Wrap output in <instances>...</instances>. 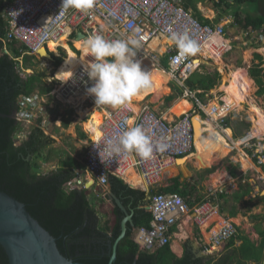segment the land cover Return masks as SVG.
<instances>
[{
	"label": "built area",
	"instance_id": "1",
	"mask_svg": "<svg viewBox=\"0 0 264 264\" xmlns=\"http://www.w3.org/2000/svg\"><path fill=\"white\" fill-rule=\"evenodd\" d=\"M61 3L62 0L9 1L3 13L8 22V32L3 40L5 46L6 43L16 40L28 48V54L38 56V52L43 48L48 53H55L49 46L52 42L57 43L63 36L68 37L69 46H75L74 38L78 32L84 35L85 40L96 35H101L107 40L134 35L140 40L135 59L140 63L151 61L157 68L167 72L171 76V82L184 89L183 97L193 100V107L186 114L172 116L170 119L152 109L147 103L141 104L139 112H135L128 104L106 110L105 105L97 106L95 98L87 93L93 82L88 79L85 68L80 67L66 82L53 78L59 84V90L54 93H36L19 99V110L15 118L21 125V130L17 139L20 140L30 133L32 128L25 133L29 126L40 127L46 135H50L52 122L49 114L55 106L51 104L48 107L46 99L49 97L54 96L55 100L63 104L73 98L75 102L79 100L85 109H97L103 113L106 111L99 127L101 137L98 140L90 138L85 152L86 174L92 181L91 190L98 197L103 196V189H108L112 176L125 180L131 170L141 178V185L146 191H155L149 208L153 217L151 227L138 228L134 233V241L140 251L153 253L171 244L174 236L172 229L188 218L196 227L204 228L205 234L209 236V239L202 238L206 252L214 254L223 251L228 243L240 234V226L225 220L217 230L219 223L215 218L220 216L219 195H229L237 188V184H247V177L233 178L226 171L224 176L229 179L224 180L226 184L220 182L210 187L209 197L194 207H190L181 195L160 193L158 189L171 166L177 164L179 159H188L195 155L197 138L194 119L206 115L217 125V129L223 132L225 120L236 110L224 99L217 105H208L211 107L208 114V106L197 96L201 91H192L186 86L188 79L207 64L198 59L197 53L202 47L209 46L211 52L225 64V55L234 53L237 50L235 43H238L242 45L241 48L256 49L255 52L264 57V31L250 27L243 30L239 38H230L227 36L225 24L201 21L182 5L181 0H95L93 8L88 12L77 8L65 10L61 8ZM173 33H186L195 41L196 51L189 54L181 52L170 39ZM161 38L171 41L164 52H160L161 46L156 49L151 47L155 39ZM61 48L63 47L59 46L58 50ZM5 53H8L7 47ZM162 58H167V68L161 66ZM209 66L214 67L216 64ZM262 67L264 68V65ZM248 70L250 71L249 68ZM254 88L253 96L256 97L258 86L255 81ZM256 102L260 105L257 100ZM215 116L217 119H214ZM136 126L141 127L150 139L153 146L151 157L142 158L134 151L110 156L107 151L108 143H118L124 131ZM86 131L93 134L91 130ZM252 131L253 129L246 131L240 138L246 140L241 146V151L244 158L253 166H257L256 179L264 186V171L260 168L264 165V135L251 137ZM225 136L231 144L236 141L233 135L231 138ZM161 145L164 146L163 150ZM78 182L84 185L82 178Z\"/></svg>",
	"mask_w": 264,
	"mask_h": 264
},
{
	"label": "trees",
	"instance_id": "2",
	"mask_svg": "<svg viewBox=\"0 0 264 264\" xmlns=\"http://www.w3.org/2000/svg\"><path fill=\"white\" fill-rule=\"evenodd\" d=\"M9 1L12 0H0V190L26 205L32 217L57 239L62 255L83 264H109L113 253L111 247L121 235L122 222L128 213L132 215V222L128 223L126 236L118 244L117 260L113 264H264L262 224L264 216L254 214L250 215V220L255 223V230L260 240L253 241L240 232L218 256L198 257L191 242L185 244V254L181 258L172 251L170 244L153 253L141 252L134 241V233L138 228L151 227L153 217L146 210V206L151 204L155 191L150 193L133 189L123 180L112 176L111 192L120 200L127 213L114 204L113 219L103 217L83 185L81 188H69V184L81 180V174L86 169L85 165L70 154L64 156L66 153L64 150L53 148L57 141L46 135L40 127H33L26 139L22 141L17 139L21 130V125L15 118L19 110V99L22 96H31L37 90L49 93L51 88L47 83L48 71L37 68L39 61L37 56L28 54V48L19 41L6 43V46L3 42L8 32V22L3 13ZM257 1L237 0V4L242 11L246 2L253 4ZM261 19L262 21L259 22L251 16H246V21L239 19L238 23L246 28L260 29L264 24V14ZM5 47L8 53H5ZM64 48L71 49L68 43ZM62 61V58H55L53 65L57 68ZM255 61L259 63L251 67L250 73L258 85L257 93L264 95L262 67L264 61L260 54H255ZM28 70H32L33 74H28ZM235 70L242 72V78L249 92L254 95V80L249 76L248 68L241 67ZM199 76L198 85L192 84L189 78L186 86L192 91H202L197 94L202 99L201 97L219 84L218 80L221 76L218 72L215 75L199 74ZM173 87L183 95L184 89L181 86L174 83ZM174 98L175 96L172 95L167 100L172 101ZM203 116L196 117V128ZM231 123V120L226 119L225 128H231L229 125ZM69 125L70 121L65 120L63 126L68 128ZM247 127L249 129L250 125ZM197 134L196 129L198 137ZM79 137L83 140L87 139L81 128ZM54 155L58 157L55 168L47 174H41L40 162L51 163ZM239 168V165L230 163L227 171L233 178H237ZM214 172L215 167L206 170V174ZM245 186L247 187L241 188L234 194V202L244 201V198L253 192L250 184ZM158 192L179 194L185 198L190 207L206 199V195L196 185L182 182L180 178L170 179L165 187L158 189ZM219 197L225 199L228 195L220 194ZM257 197L264 200L260 195ZM238 215L239 211L234 207L230 217L235 218ZM238 242L241 244L238 245ZM0 264H10L1 244Z\"/></svg>",
	"mask_w": 264,
	"mask_h": 264
},
{
	"label": "rangeland",
	"instance_id": "3",
	"mask_svg": "<svg viewBox=\"0 0 264 264\" xmlns=\"http://www.w3.org/2000/svg\"><path fill=\"white\" fill-rule=\"evenodd\" d=\"M250 11L257 13V14L258 13L264 14V4L261 2V0H259V1L252 4V6L250 7ZM224 13H226V11H224ZM243 17H245V16H243ZM243 28H245V27L241 26V27L236 28L232 24V25H230L229 28H227V29H230V31H228V34H229V36H230V34H233L234 36H237L239 38L240 32L242 30H245ZM62 47L64 48L65 45L64 46L62 45ZM235 47L238 48L239 50L237 49L234 53H230V54L225 55L224 72L230 73L231 70L235 72L236 71L235 69H239L241 67L248 68L250 61H251V64H250V70H251V67L254 65V64L252 65V60H253L255 54H257V53L260 54V53L259 52L256 53L255 51H253V50H256L254 48H252V50L250 49L251 54H252V58L250 60H248V62H246L245 61V53L247 51H249V49L241 48L236 44H235ZM71 49L73 51H75V53H76L75 55H77V56L79 55V52L76 49H74V47L72 45H71ZM77 49H79V48H77ZM64 51H65V48H64ZM64 51L59 49V55H57V56H62V59H64L66 57L67 50L65 52ZM39 60L40 61H38L37 68L38 69H46L48 71L47 72V76H48L47 79H48V83H49L48 86H50V88H51V93H54L56 90H59V88H58L59 84L53 80V78H56L55 72H53V69H54L53 65L47 59H39ZM263 60H264V58H263ZM167 65H168L167 58H162L161 59V66L165 67ZM209 65L210 64L207 63L203 68H201V71L194 73L190 77L192 84L198 85V81L200 80L199 74L215 75L217 72L221 74V78H220V80H218V83L220 84V86L215 88V89H212L209 93H207V95L201 97L202 98L201 100L203 101L205 106L214 104V102H216L218 104L220 100H224V97L226 95L225 91H222L223 73L219 68L220 66L216 65L214 67H211ZM27 73L33 74V71L28 70ZM239 73L242 75V72H239ZM50 80H52V82ZM173 84H174L173 81L170 83V85L165 84V87L168 88V91L166 92V94H162L161 97L158 96L157 98H156V91L158 90V86L156 84H151V87L147 91L143 92L144 96L142 97V99H144V97L149 93V95L143 100V102L144 103L147 102V104H149L152 107V109L158 110L160 113H163L165 116H168V117L172 116L170 111L173 108V106L176 105V103H178L181 99H185L183 97V95L179 94L178 89L173 87ZM258 90H259V88H258ZM172 95H174L175 98L172 101H168L167 98L172 96ZM253 97H255V96H253ZM187 100H189L193 104L192 99H187ZM255 100H257L258 103H260V105H262L261 103H263L262 107L264 106V95H259L257 93ZM244 102H245L244 99L240 100V103L244 105L243 110L239 111L237 108V110H234L233 115L228 117L229 118L228 120H231V122H232L231 124H229L231 129H229L228 132L225 131L226 135L229 138H231L232 134L234 133V139H239L242 136H244L246 131H249V130L251 131L253 129V126L257 127L256 123L260 119V115H255V116L259 117L258 119H255V116L252 117V115H250V113H249L250 107L247 104H244ZM228 104H232L233 107L236 108L233 102L228 103ZM175 117H179V116H175ZM252 119L254 120V122ZM214 125L217 128V125L215 123H214ZM247 125H250L249 129H248ZM33 127L34 126H29V128L27 129V131L25 133H27L28 130H30ZM76 128H77V122H75V123L73 122L72 125L65 130H60V127L58 126L57 122H53L51 124L49 134L51 136L56 137L57 144L55 147H56V149L64 150L66 152L64 154V156H66L67 154L68 155L70 154V155L76 157L81 163L84 164V156H85V152L87 150V147L90 143V139L88 138V140L86 139L83 141L80 140L78 137L79 135H78V131ZM82 130H83V128H82ZM230 130H232V131H230ZM198 132H200L199 136L201 138L203 136V138L200 139L202 142L201 144H204V148L207 151H205L206 152L205 153V155H206L205 156V163H204L205 166H204V164H202V167H201V168H206V169H202L204 171L202 173L198 172L200 175L198 173H197V175H199V177L205 176L206 175L205 170L215 167V173H220V176L222 179L221 182H223V184H226L225 181L229 180V179H228V177H225L224 174L227 171V168H228L230 163H234V164L240 163L241 159L239 156H240V154H242L241 146L245 143L246 140H243V139L237 140L235 143V145H236L235 146L234 144H231L228 141H226L227 139L225 137H223V134L221 133L223 138L219 137V140H220V143L223 142L225 145H222V147H217V144H216L217 142H214V136H212L214 134L213 129H211V130H200L199 129ZM215 133H217L218 135L220 134L218 131ZM27 135L20 140L22 141V140L26 139ZM216 138H218V137H216ZM211 153L213 155L210 156ZM207 155H209V157H207ZM192 158H193V162H194L195 158L193 156H192ZM206 161H209V162H206ZM57 162H58V157H56V155H54V160L51 163L40 162L39 169L41 170V174L49 173L51 170H53L55 168ZM181 165H183V164H181ZM171 169L172 170L169 172L171 175L168 174L167 177H164L163 181L161 182V186L167 185V182L171 178H174L178 175V169L177 170H174V168H171ZM194 169L197 171L196 168H194ZM197 175L195 172L194 178H196ZM186 176L188 177L190 175L186 174ZM82 180L84 181L85 185L88 184L89 183V176L85 173V175H83V177H82ZM257 183L259 185V188H258L259 193L262 194V192H264V186L260 185L261 182H259V181H257ZM214 184H218L217 178L214 179ZM81 186L82 185H80L79 182H74V183H72V185L69 186V188H77V187L81 188ZM88 195L91 196L90 198L92 199L94 206H96L98 208V211L100 212V214H102V216L109 217V218L113 219L112 210L114 208V204H113V201L109 200V197L98 198L93 193V190H88ZM232 196H234V195L228 196L229 198L226 199L222 205L220 204V208L225 207L227 212H229L230 208L232 206H234ZM220 201H222L221 198H219V203H220ZM256 201H257L256 204L252 203L251 201H249L248 203L245 202L243 204L239 202L240 203L239 206L238 205H236V206H237V208H239L238 210L240 211V213L243 214V216L245 214H249V212H251V214L257 212V214H259V215H264V200L259 199L257 197ZM239 220L241 222L240 218H239ZM242 224L244 225V223H242ZM243 225H242V227L244 228V230H246V229L249 231L252 230V227H246L245 228ZM254 226H253V228H254ZM174 241H179V239L174 237V238H172L171 243H174Z\"/></svg>",
	"mask_w": 264,
	"mask_h": 264
},
{
	"label": "crops",
	"instance_id": "4",
	"mask_svg": "<svg viewBox=\"0 0 264 264\" xmlns=\"http://www.w3.org/2000/svg\"><path fill=\"white\" fill-rule=\"evenodd\" d=\"M259 1V0H258ZM261 2L264 4V0H261ZM181 3H182V5L186 8V9H188L189 11H191L192 13H193V15L195 16V17H197V18H199L201 21H203V22H209V23H223V24H225L226 25V29L227 28H229L230 27V25H232L233 24V26L234 27H236V28H238V27H241V25H240V23H238V20L240 19L241 21H243V20H245L246 19V16H251V17H253L256 21H262V19H261V17L263 16V14L262 13H254V12H251L250 11V7L252 6V4L251 3H249V2H246V5L244 6V7H242L243 9H242V11H241V8H239V4H237V0H234V2H232V1H227V0H221V2L220 3H218V2H216L215 0H181ZM245 3V2H244ZM240 10V11H239ZM224 11H226V13H224ZM239 11V15H238V17H237V12ZM213 14H212V13ZM211 15V16H210ZM243 16H245V17H243ZM246 21V20H245ZM245 27V26H244ZM243 29H246V27L245 28H243ZM254 29H256L255 27H254ZM256 30H258V31H264V24H263V27H261L260 29H256ZM228 31H230V29H227V36L228 37H230V38H232V37H234V35L233 34H230V36H229V34H228ZM243 31V30H242ZM241 31V32H242ZM240 32V33H241ZM163 39L164 38H161V39H159L160 40V42H161V48H159V50H160V52H164L165 50L164 49H166V46L168 45V44H166V45H164V44H162L163 43ZM78 41V40H77ZM68 42H65L64 44H62L63 46L64 45H66ZM76 43V42H75ZM236 44V43H235ZM72 45V44H71ZM236 45H238V43L236 44ZM73 46V45H72ZM163 46H165L164 48H163ZM239 47H241L242 45L241 44H239L238 45ZM71 47V46H70ZM78 52H79V55L81 54V50L80 49H77L76 48V45L75 46H73ZM238 49V48H237ZM244 49H247V48H244ZM61 50H63L64 51V48H61ZM80 50V51H79ZM239 50V49H238ZM59 51V50H58ZM66 51V50H65ZM64 51V52H65ZM73 50H71V49H68L67 48V52L69 53V52H72ZM66 52V57L64 58V59H62L63 61L68 57V53ZM74 53H75V51H73ZM52 56H54V59L55 58H62V56H57V54H55V53H51V52H49ZM76 54V53H75ZM38 57V59H45V58H41V57H39V55L37 56ZM48 60V59H47ZM40 61V60H39ZM48 61H50V60H48ZM55 61V60H54ZM63 61H62V63H63ZM216 61H217V59L216 60H214V61H212L211 62V65L212 64H216L217 65V63H216ZM246 62H248V60H245ZM51 62V61H50ZM61 63V64H62ZM259 63V61L257 62V61H255V56H254V58H253V60H252V65L253 64H258ZM51 64L53 65V62H51ZM250 64H251V61L249 62V69H250ZM60 67V66H59ZM59 67H55L54 65H53V72H56L57 71V69L59 68ZM166 68L168 67V65L167 66H165ZM232 71V70H231ZM238 72V71H237ZM166 73V72H165ZM167 74V73H166ZM168 75V74H167ZM219 75L221 76V74L219 73ZM242 76V75H241ZM171 80L172 79H170V77L168 76V82L166 83V84H169L170 82H171ZM220 80V79H219ZM47 83H48V79H47ZM174 83V82H173ZM49 84V83H48ZM220 86V84L219 85H216L215 87H214V89L215 88H217V87H219ZM248 88V87H247ZM36 93H39L40 95H46V94H50L51 93V91L49 92V93H44L43 91H36L34 94H36ZM151 93V92H150ZM33 94V95H34ZM155 94V93H154ZM149 95V93L144 97V99L147 97ZM159 95H157L156 94V97H158ZM159 97H161V96H159ZM56 98L53 96L52 98L51 97H49L48 99H46V103H47V105H48V107H50V105L52 104H54L55 105V109H52L51 110V113L49 114V116H50V121L53 123V122H57V124H58V126L60 127V130H65V129H67V128H65L64 126H63V123H64V121L66 120V121H70V125H69V127L72 125V123L74 122H77V131H78V135H79V130L78 129H80L81 128V130H82V128H83V132L87 135V140H88V138L90 139V138H92L91 136H92V133L91 134H89L87 131H86V129H85V127H84V123H86L87 121H89L92 117H91V115H94V112H92V111H94L93 109H89V108H87V109H85V106L79 101V100H76L77 102H75V100L72 98V99H70L69 100V102L67 103V104H63V103H60V102H58L57 100H55ZM144 99H142V100H140V102L138 103V105H139V109H140V106H141V104H145L144 102H143V100ZM186 101L187 103H189V105L191 106V109H192V107H193V104L189 101V100H187L186 98L185 99H181V101ZM71 103V104H70ZM147 103V102H146ZM216 104V102H214V104H212V105H215ZM175 106V105H174ZM76 107V108H75ZM82 107V108H81ZM208 107H210V106H208ZM207 107V108H208ZM105 108H107L106 110H108L109 108H113V107H111V106H109V105H105ZM190 109V110H191ZM79 110V111H78ZM189 110V111H190ZM97 111H99V110H97ZM76 112V113H75ZM82 112H85L86 113V115H85V118L83 117V118H81V113ZM103 113V112H102ZM104 114H106V111L104 112ZM91 117V118H90ZM164 117H167L168 119L170 118V117H172V116H170V117H168V116H165L164 115ZM259 117H257V116H255V119H258ZM86 120V121H85ZM253 120V119H252ZM253 122H254V120H253ZM211 127H210V126ZM68 127V128H69ZM255 127L256 126H253V129H255ZM62 128V129H61ZM213 129V132H214V134L212 135V136H214V142H217L216 144H217V147H222V145H225L223 142H221L220 143V140H219V137H221V138H223V137H225L226 138V133H225V131H228L230 128H225L224 130H223V132H221V130H219V129H217L216 127H215V125H214V123H213V120L212 119H208L207 117H205V116H203L202 118H200V120H199V122H198V124H197V135H198V137H197V142H196V148H197V150H196V152H195V155H193V157L195 158L194 160V162H193V158H192V156L191 157H189L188 159H185L186 161L185 162H183V163H178L177 162V164H175V165H173V166H171L167 171H166V174H165V177H167V175L169 174V175H171L169 172L172 170L171 168H174V170H177L178 169V175L176 176V177H174V178H180V181H182V182H190L192 185H196L198 188H199V190L203 193V194H205L206 195V199L209 197V189H210V187H212V186H216V185H218V184H214V179H216L217 178V183H220L221 182V176H220V173H212V174H206L204 177H199V173H202L204 170H202V169H206V168H201L202 167V164H204L205 163V151H207L205 148H204V144H201L202 142H201V140L200 139H202L203 138V136H202V138L199 136V133L200 132H198L199 131V129L200 130H211V129ZM257 128V127H256ZM219 132L220 134L218 135L217 133H215V132ZM230 131H232V130H230ZM210 132V131H209ZM221 133L223 134V137H222V135H221ZM225 134V135H224ZM48 136H51V135H48ZM52 138H54L55 140H56V137L55 136H51ZM79 137V136H78ZM216 137H218V138H216ZM228 137V136H227ZM242 138V137H241ZM79 139L80 140H82L83 141V139H81L80 137H79ZM227 139V138H226ZM225 139V140H226ZM86 140V139H85ZM237 140H240V138L239 139H237ZM21 141V140H20ZM57 141V140H56ZM226 141H228V139L226 140ZM229 142V141H228ZM57 144V143H56ZM56 144L55 145H53V148H56L55 146H56ZM234 145H235V143H234ZM236 146V145H235ZM239 149V148H238ZM211 155H213L212 153L210 154V156ZM232 155V154H231ZM241 155H243V153L241 154ZM244 156V155H243ZM207 157H209V155H207ZM247 160V159H246ZM248 161V163L252 166H250L248 169H245L244 168V166H243V163L242 162H240V163H235V165H239L240 166V168H239V176L240 177H242V178H248V182H247V184H245V185H248V184H250L251 185V187H252V193L250 194V195H248V196H246L245 198H244V201H241L240 203H248L249 201H251L252 203H254V204H256L257 203V201H256V199H257V196L258 195H260L261 197H263L262 196V194H260L259 193V190H258V188H259V185L258 186H256L257 185V179H256V177H257V174H258V171L256 170L257 169V166L255 165V166H253V164L249 161V160H247ZM206 162H209V161H206ZM83 164V163H82ZM85 164V163H84ZM83 164V165H84ZM181 164H183V165H181ZM204 166H205V164H204ZM264 166V165H263ZM263 166H260V168L264 171V168H263ZM196 168L197 169V171L194 169V168ZM259 168V169H260ZM209 169H211V168H209ZM243 169V170H242ZM170 170V171H169ZM208 170V169H207ZM169 171V172H168ZM206 171V170H205ZM168 172V173H167ZM177 172V171H176ZM195 172H196V175H197V173L199 174V175H197V177L196 178H194V174H195ZM85 173H86V169L84 170V172L81 174L82 175V177H83V175H85ZM186 174H189L190 176H186ZM184 176V177H183ZM174 178H171V179H174ZM120 179V178H119ZM122 180V179H121ZM126 184H128L131 188H133V189H138V190H142V191H145V192H149V191H146L145 189H144V187L143 186H139V187H134L131 183H129L128 182V180H127V176L125 177V180H123ZM89 182H92V181H90L89 180ZM84 185H85V183H84ZM83 185V186H84ZM87 185V184H86ZM86 185L84 186V189H86ZM244 184H242V183H240L239 184V186H238V184H237V188L233 191V192H231L228 196H231V195H234L236 192H238V191H240V189L241 188H245V187H247V186H245ZM166 186V185H165ZM164 186V187H165ZM141 187V188H140ZM162 187V186H161ZM92 189V186H91V188L89 189V190H91ZM94 194H95V196L96 197H98L97 195H96V193L95 192H93ZM102 193H103V196L102 197H98V198H106V197H109V200H110V196H111V194H112V192H111V186L109 185V187H108V189H106V190H102ZM151 193V192H150ZM263 193V192H262ZM91 197V196H90ZM229 197H227V198H225V199H222V201H220V204L222 205L224 202H225V200L226 199H228ZM232 199H233V196H232ZM92 200V199H91ZM111 201V200H110ZM152 202V201H151ZM234 202V201H233ZM240 203H236V202H234V206H232L231 208H230V210H229V212H227V210H226V208L225 207H223V208H220V216H218L220 219H222L223 221H225V220H227V221H232V222H235L237 225H239L240 227V232H242L244 235H246V236H248L250 239H252L253 241H259L260 240V236L257 234V232H256V230H255V223H253L251 220H250V215H251V212H249V214H245L244 216H243V214L242 213H240V211H239V215L237 216V217H235V218H231L230 217V214H231V212H232V209L234 208V207H237L236 205H238L239 206V204ZM113 204H116L115 203V201H113ZM151 205V204H150ZM150 205L149 206H146V210L147 211H149V208H150ZM115 206V205H114ZM237 209H239V208H237ZM222 210H223V212L224 213H222ZM261 210V209H260ZM150 212V211H149ZM151 213V212H150ZM254 215H259V214H257V212L256 213H253ZM102 215V214H101ZM262 216H264V215H262ZM104 217V216H103ZM217 218V217H216ZM215 218V219H216ZM239 218L241 219V222H240V220H239ZM218 223H219V226H222V224H223V221H221V220H216ZM238 222V223H237ZM251 222V223H250ZM242 223H244V225L242 224ZM263 224V228H264V222L262 223ZM242 225L246 228V227H252V230L251 231H249V230H244V228L242 227ZM253 226H254V228H253ZM175 228V230H173V233H174V236H172V238H174V237H176V238H178L179 239V241H174V243H171L170 245H171V249H172V251L179 257V258H181V257H183L184 256V254H185V244L187 243V242H191L192 244H193V250H194V252L195 253H197V256L198 257H205V258H209V257H215V256H218L219 254H221V253H223L224 252V250L223 251H220V252H216V253H214V254H210V253H208V252H206L205 251V248H204V245H203V243H202V238H206V239H209V236L207 235V234H205V231H202V230H204V228H198V227H196L195 225H193L191 222H190V219L188 218V219H186V220H182L180 223H179V225L178 226H176V227H174ZM241 233V234H242ZM241 244V242H238V245H240ZM139 247V246H138ZM140 250V249H139Z\"/></svg>",
	"mask_w": 264,
	"mask_h": 264
},
{
	"label": "clouds",
	"instance_id": "5",
	"mask_svg": "<svg viewBox=\"0 0 264 264\" xmlns=\"http://www.w3.org/2000/svg\"><path fill=\"white\" fill-rule=\"evenodd\" d=\"M94 3L95 0H62L61 8L65 10L77 8L88 12L93 8ZM170 39L183 53H193L197 49L195 41L186 33L183 35L173 33ZM139 47L140 40L134 35L115 40H107L101 35H96L84 41L86 57H93L92 60L87 61L85 68L88 79L93 82L87 93L95 98L97 106L109 105L119 108L129 104L151 87L149 73L143 71L140 61L135 59L136 49ZM250 77L252 78L251 73ZM232 135L234 136V133ZM160 147L163 150L164 146ZM107 151L110 156L134 151L140 157L147 159L152 155L153 146L144 130L136 126L124 131L118 143L109 142Z\"/></svg>",
	"mask_w": 264,
	"mask_h": 264
},
{
	"label": "bare ground",
	"instance_id": "6",
	"mask_svg": "<svg viewBox=\"0 0 264 264\" xmlns=\"http://www.w3.org/2000/svg\"><path fill=\"white\" fill-rule=\"evenodd\" d=\"M84 41H85L84 35L81 32H78L74 38V43L76 42L75 45L77 48H79L81 50V54L76 56L74 53H71V52L68 53V57L63 61V63L60 65V67L55 72V76H56L57 80L66 82L80 67L86 68L87 61H90L93 59V57H91V56L86 57V53L84 50ZM65 42H68L67 36L61 37L57 43L52 42L49 47L53 52H55L57 55H59L58 47L62 46V44H64ZM170 43H171V41L169 39H167V38L163 39L162 44L166 45V44H170ZM158 46H161V42L159 39H155L151 43V47L156 49V48H158ZM164 47L165 46H163V48ZM65 50H67V48H65ZM253 51H255V50H253ZM197 56L201 62H207L209 64H211L212 61L217 59L216 63H217V65L220 66L219 68L223 73L222 91H225V93H226V95L224 97L225 101H227V103L233 102L235 107H236V110L238 108V110L240 111V110H243V108H244V105L240 103V100L244 99L245 100L244 104H247L250 107L249 108L250 115H252V117H254L255 115H260V119L256 123L257 128L253 129V131L251 133V137L263 136L264 135V106L262 107L261 105L257 104L255 97H253L250 94V92L247 88V85L245 84L241 74L237 71H235V72L230 71V73L227 72L228 74L225 73L224 72V63L222 62L220 57L214 55L211 52L209 46L202 47L200 49V51L197 53ZM251 58H252V54H251V51L249 49V51H247L245 53V60H250ZM140 65H141V69L143 67V69H142L143 71L147 70V68H148L147 72L149 73V78H150L151 84H156L158 86V90L156 91V94L159 96H161L162 94H166V92L168 91V88L165 87V84L168 82V76L170 77V79H171V76L167 72L166 73L168 75L165 73V71L157 68L151 61H148V60L143 61L140 63ZM144 66H146L147 68ZM143 96H144V94L141 93L139 96L135 97L128 104L130 107H132L135 110V112L140 111L138 103L142 99ZM215 105H217V103ZM190 109H191V106L189 105V103H187L186 101L180 100L178 103H176L175 106H173L170 113L172 116H182L183 114H186L187 112H189ZM210 110H211V107H208L206 109L208 114H209ZM80 115H81V118H83V117L85 118L86 113L82 112ZM91 117H92V115H91ZM103 117H104V113L97 111V109H95L93 118L91 120L87 121L86 123H84L85 129L91 130L93 132L91 137L94 140H98L101 137L102 133L99 130V127L102 124ZM205 117L209 118L206 115H205ZM214 119H217V117L215 116ZM239 157L241 159L240 162L243 163L244 168L248 169L251 165L248 163L246 158H244V156L241 154ZM185 161L186 160L183 159L182 161H179V164L183 163ZM127 180L134 187H139L142 183L141 178L138 176V174L134 170H131L128 173ZM215 220L223 221L219 217H217ZM219 227L220 226L217 227V230L219 229ZM202 231H204V230H202Z\"/></svg>",
	"mask_w": 264,
	"mask_h": 264
},
{
	"label": "water",
	"instance_id": "7",
	"mask_svg": "<svg viewBox=\"0 0 264 264\" xmlns=\"http://www.w3.org/2000/svg\"><path fill=\"white\" fill-rule=\"evenodd\" d=\"M39 57L54 62V56L41 49L38 52ZM196 133V122L193 121ZM197 138V136H196ZM183 159H179L182 161ZM92 182L86 185L89 190ZM264 197V192L262 193ZM111 201L126 212L122 205L113 194ZM127 213V212H126ZM132 222V215H126L122 222L121 235L111 247L113 250L109 264L117 260V247L127 233V225ZM0 244L5 249L10 264H83L66 258L60 252L57 239L53 237L41 224L32 217L27 211L26 205L16 198L0 190Z\"/></svg>",
	"mask_w": 264,
	"mask_h": 264
}]
</instances>
